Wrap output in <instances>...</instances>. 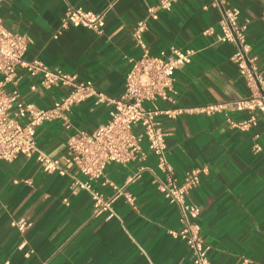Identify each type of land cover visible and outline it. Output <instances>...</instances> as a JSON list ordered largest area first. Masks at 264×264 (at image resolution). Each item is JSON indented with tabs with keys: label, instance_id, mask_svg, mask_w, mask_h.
I'll return each instance as SVG.
<instances>
[{
	"label": "crops",
	"instance_id": "obj_1",
	"mask_svg": "<svg viewBox=\"0 0 264 264\" xmlns=\"http://www.w3.org/2000/svg\"><path fill=\"white\" fill-rule=\"evenodd\" d=\"M159 1L3 0L0 16L9 30L28 36L25 60L40 59L51 68L75 72L108 96L120 97L130 59L142 53L132 37L133 26ZM211 2L177 0L171 10L159 11L145 35L153 55L171 45L197 51L174 74L177 99L185 106L248 93L245 79L231 60L235 44L215 42L203 34L205 28L217 27L221 18L219 8H204ZM229 2L240 8L241 20H251L247 36L264 75L263 5L255 0ZM68 5L107 10L104 34L72 26L54 38ZM19 74L20 92L38 107L51 106L67 92L62 87L32 91L30 86L39 77H30L24 68H19ZM149 105L164 107L162 102ZM112 109V105L95 104L94 98L77 104L69 127L61 120L38 126V149L73 172L68 137L76 130L94 131L109 120ZM228 115L234 120L248 117L247 112L233 108ZM157 119L167 132L169 159L179 182L187 171L207 168L190 197L202 208L199 220L203 237L211 245L212 264H243V258L249 259L248 264H264V119L249 131L232 128L221 113L184 114L176 119L159 113ZM143 149L145 160L111 163L105 176L93 182V188L106 196L114 190L102 184L105 179L135 196V207L118 198L113 204L117 215L110 219L95 215L88 191L73 192L69 175L43 171L35 155L0 160V264H194L185 242L169 234L181 228L180 212L157 189L153 182V171L159 173L157 159L146 145ZM141 167L145 168L141 176L130 180ZM20 218L33 222L24 232L12 225Z\"/></svg>",
	"mask_w": 264,
	"mask_h": 264
},
{
	"label": "built area",
	"instance_id": "obj_2",
	"mask_svg": "<svg viewBox=\"0 0 264 264\" xmlns=\"http://www.w3.org/2000/svg\"><path fill=\"white\" fill-rule=\"evenodd\" d=\"M2 1L0 0V3ZM176 1L160 0L155 6L148 7L146 15L133 26L132 37L142 53L139 57L130 59L131 68L126 75L124 92L120 97L108 96L91 80L81 79L75 72H68L59 67L51 68L40 59L25 60L28 36L9 30L0 16V160L11 161L19 155H35L43 171L69 175L73 192L88 191L92 197L95 215H105L110 219L117 215L113 204L118 198L123 197L135 207V196L124 187L105 179L102 184H109L114 190L110 196H106L93 188V182L105 176L106 168L111 163L126 165L133 161L145 160L147 152L143 145H146L148 151L157 159L159 173L153 171V182L180 212L181 228L171 229L169 234L185 242L194 264H212L209 257L211 245L203 237L199 220L202 208L190 197L207 168L191 169L185 173L183 181L179 182L169 159L167 132L157 119V114L176 119L184 114L210 116L221 113L225 114L232 128L249 131L258 125L261 118L264 119V75L258 68V59L252 54V46L247 36L251 20H241L240 8L231 5L229 0H212L204 8H219L221 18L217 27L209 26L203 34L212 37L215 42L235 44L231 60L240 76L245 79L248 93L241 98L210 104H180L174 87V74L176 70L189 64L197 51L171 45L153 55L145 41L150 21L158 19L160 10H171ZM255 1L263 5L260 17L264 20V0ZM106 13L107 10L95 12L81 6L68 5L54 38H58L63 30L72 26H83L103 35ZM19 68H24L32 78L39 77L38 83L31 84L32 91L38 87H62L67 90L66 94L46 108L28 102L17 86L20 78ZM89 98H94L95 104L112 105L113 109L110 111L109 120L94 131L76 130L68 137L67 154L75 168L71 172L58 158L38 149L36 131L44 122L55 120H61L69 127L72 108ZM155 102H162L164 107L149 105ZM231 108L247 112L248 117L241 120L232 119L228 115ZM257 136L255 134V137ZM144 169L139 168L130 180L140 177ZM27 182L30 183V180ZM32 224L33 222L26 218L12 221V225L22 232ZM242 262L248 264L250 261L243 258Z\"/></svg>",
	"mask_w": 264,
	"mask_h": 264
}]
</instances>
